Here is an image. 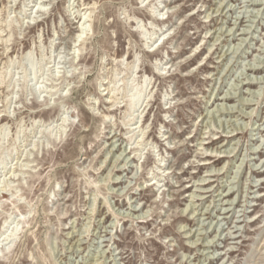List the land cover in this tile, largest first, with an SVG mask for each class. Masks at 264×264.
Wrapping results in <instances>:
<instances>
[{
    "label": "rangeland",
    "instance_id": "obj_1",
    "mask_svg": "<svg viewBox=\"0 0 264 264\" xmlns=\"http://www.w3.org/2000/svg\"><path fill=\"white\" fill-rule=\"evenodd\" d=\"M0 264H264V0H0Z\"/></svg>",
    "mask_w": 264,
    "mask_h": 264
},
{
    "label": "bare ground",
    "instance_id": "obj_2",
    "mask_svg": "<svg viewBox=\"0 0 264 264\" xmlns=\"http://www.w3.org/2000/svg\"><path fill=\"white\" fill-rule=\"evenodd\" d=\"M85 18V17H84ZM85 22V21H84ZM83 35L82 34H80L79 35V40L81 39V37H82ZM202 52V51H201ZM201 52H199V53H201ZM29 55V54H28ZM31 67H32V69H35V64L34 63H31ZM260 69V68H259ZM258 71H260V70H258ZM254 84V83H253ZM250 86V85H249ZM142 96V89H140V88H138L137 90H136V88H135V94H134V96L132 97V98H130L129 100H128V102H127V110H130L132 107H133V105L136 103V101L138 100V99H140V97ZM227 98V97H226ZM202 144V143H201ZM211 151V150H210ZM213 152V151H212ZM224 151H222V153H223ZM221 159L219 158V159H217V160H215V162H219ZM206 164H208V163H206ZM116 179V178H115ZM118 180V179H117ZM204 181H206V179L204 180ZM119 182V181H118ZM204 185H207V184H205L204 183ZM229 196V195H228ZM230 197V196H229ZM8 221V219H6L5 220V222H7ZM15 234H16V232H15Z\"/></svg>",
    "mask_w": 264,
    "mask_h": 264
}]
</instances>
